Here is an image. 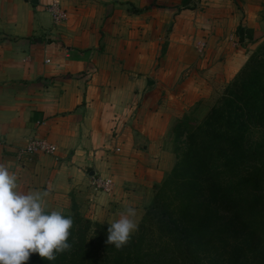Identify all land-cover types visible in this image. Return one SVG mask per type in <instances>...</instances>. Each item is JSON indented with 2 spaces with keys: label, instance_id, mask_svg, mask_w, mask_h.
Returning a JSON list of instances; mask_svg holds the SVG:
<instances>
[{
  "label": "crops",
  "instance_id": "0c3cea01",
  "mask_svg": "<svg viewBox=\"0 0 264 264\" xmlns=\"http://www.w3.org/2000/svg\"><path fill=\"white\" fill-rule=\"evenodd\" d=\"M29 1L0 0V163L19 191L49 193L46 212L74 206L109 228L131 206L138 224L174 163L172 126L210 105L232 70L224 60L210 83L213 69L200 67L224 35L264 33V0H58L66 20L56 27L48 0ZM33 138L54 153L18 154ZM95 177L110 193L92 190Z\"/></svg>",
  "mask_w": 264,
  "mask_h": 264
},
{
  "label": "trees",
  "instance_id": "16d2710c",
  "mask_svg": "<svg viewBox=\"0 0 264 264\" xmlns=\"http://www.w3.org/2000/svg\"><path fill=\"white\" fill-rule=\"evenodd\" d=\"M184 140L127 244L107 245L108 228L71 206L62 214L73 220L70 248L25 264H264V57L249 60Z\"/></svg>",
  "mask_w": 264,
  "mask_h": 264
},
{
  "label": "clouds",
  "instance_id": "9594fccd",
  "mask_svg": "<svg viewBox=\"0 0 264 264\" xmlns=\"http://www.w3.org/2000/svg\"><path fill=\"white\" fill-rule=\"evenodd\" d=\"M48 192L18 190L17 177L0 163V264H25L32 254L47 261L70 248L71 217L59 211L46 213ZM137 210L129 206L109 224L105 243L117 249L127 244L138 229Z\"/></svg>",
  "mask_w": 264,
  "mask_h": 264
},
{
  "label": "rangeland",
  "instance_id": "374dc122",
  "mask_svg": "<svg viewBox=\"0 0 264 264\" xmlns=\"http://www.w3.org/2000/svg\"><path fill=\"white\" fill-rule=\"evenodd\" d=\"M182 6H184V5H181L180 7H182ZM261 17L264 18V9L262 10V16ZM170 27H171V25H169V28ZM246 40H247V38H241V37L239 39V35H237L236 33L224 35L223 37H221V41H219V43H216L217 46H219V47H217V49H218L217 53L218 54H213L214 56L212 58L210 57L211 58L210 61H207L204 63V65L206 67L199 65V67L201 66L200 67L202 69L201 71H203L204 69H207V68L213 69V72L209 71L208 74L202 76L205 79H208L207 81L210 83H212L210 81L212 78L211 77L212 74H213L214 78L217 77V80H219L220 73L223 72V69H224V67H223L224 66V64H223L224 60L227 61L226 67H230V66H228V64H230L231 65L230 68L232 70L229 69L227 71V73L230 75L229 79H227V80L226 79H220L223 81L218 86L219 89L221 87V90L219 92L218 97L210 105L207 104L204 106L201 104V106H200L199 104H195L194 106L189 107L188 112L186 111L179 118V120L176 121L174 123V125L172 126V129L170 131V149H171L172 155L174 157V162H175V158L177 157V155H179L180 151L184 147L183 143L185 142V140H184L185 132L190 130L191 128H194L195 126H197L201 122V120L207 114L209 109L214 105L216 100L222 95L224 89L232 82V80L234 79V77L236 75H238L240 72H242L245 69L246 65H248V62L252 57H256V58L264 57V33H262L261 35H258L257 38L255 39V41H253V42L251 41L248 43V42H246ZM222 42H224V44H222ZM204 43L206 45L207 42H204ZM191 45H192L194 54H196L195 41H193L191 43ZM213 48L214 47L212 45L211 49H213ZM203 54H205V52ZM209 54H210V51H209ZM220 57H223V58H220ZM205 58H206V55H204V57L202 58L201 61L203 62L205 60ZM237 63H239V64L236 66ZM227 73L224 72V74H227ZM177 122L178 123L181 122V124H182L181 126L179 125V130L177 128V126H178ZM174 127H175V129H174ZM175 135H179V137L176 138ZM110 191L107 193H104V194H108V193H110ZM152 194H153V191H152Z\"/></svg>",
  "mask_w": 264,
  "mask_h": 264
},
{
  "label": "built area",
  "instance_id": "2783aa9c",
  "mask_svg": "<svg viewBox=\"0 0 264 264\" xmlns=\"http://www.w3.org/2000/svg\"><path fill=\"white\" fill-rule=\"evenodd\" d=\"M44 10L49 14L50 24L56 27L62 24L66 20V13L60 7L58 0H48L44 5ZM205 44L198 43L196 49L198 53L203 52ZM48 61L45 60L44 63ZM55 151V147L49 144L43 139L33 138L25 144V146L18 151L20 155H31L36 153H42L47 155H52ZM117 151V150H116ZM90 187L94 192L97 193H107L111 190V183L108 180L102 179L100 177L92 178L89 182Z\"/></svg>",
  "mask_w": 264,
  "mask_h": 264
},
{
  "label": "water",
  "instance_id": "95a60500",
  "mask_svg": "<svg viewBox=\"0 0 264 264\" xmlns=\"http://www.w3.org/2000/svg\"><path fill=\"white\" fill-rule=\"evenodd\" d=\"M29 3H30L31 5H36L37 1H36V0H30ZM92 174H93V173L90 172V173H89V176H92Z\"/></svg>",
  "mask_w": 264,
  "mask_h": 264
}]
</instances>
